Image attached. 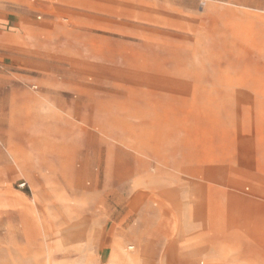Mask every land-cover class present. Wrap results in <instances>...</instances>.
<instances>
[{
	"label": "rangeland",
	"instance_id": "rangeland-1",
	"mask_svg": "<svg viewBox=\"0 0 264 264\" xmlns=\"http://www.w3.org/2000/svg\"><path fill=\"white\" fill-rule=\"evenodd\" d=\"M89 1L35 16L50 85L0 82L55 110L0 264H264V0Z\"/></svg>",
	"mask_w": 264,
	"mask_h": 264
},
{
	"label": "crops",
	"instance_id": "crops-1",
	"mask_svg": "<svg viewBox=\"0 0 264 264\" xmlns=\"http://www.w3.org/2000/svg\"><path fill=\"white\" fill-rule=\"evenodd\" d=\"M89 2L91 1L0 0V28L4 27V31L0 33V82L9 87L16 81L27 82L32 79L27 72L34 71L42 72L41 77L35 78L36 82L50 85V78L44 75L50 70L46 65L55 63L54 61H68V55L54 50L55 41L51 37L49 40L47 35L49 29L54 28L52 23L57 22L56 18L39 24L35 16L39 12L47 15H59L63 11L77 13L78 7L86 8ZM91 4L92 7L95 6V3ZM64 28L55 27L60 33L67 31ZM59 42L61 48L66 47L67 42L64 43L62 38ZM0 103V199L8 202V205L0 209V216L3 217L0 227L8 233L13 226L14 230L22 233L19 212L14 205H9L14 204L16 195L7 187L18 177L19 173L16 171H50L48 165L52 141L44 134V130L51 128L48 121L55 110L48 99L34 98L17 86L10 88L7 94L0 97ZM25 125L34 129L40 125L43 131L28 135L19 134V129ZM31 179L39 193L37 182L33 176ZM7 212L13 213L12 218L6 216Z\"/></svg>",
	"mask_w": 264,
	"mask_h": 264
},
{
	"label": "built area",
	"instance_id": "built-area-1",
	"mask_svg": "<svg viewBox=\"0 0 264 264\" xmlns=\"http://www.w3.org/2000/svg\"><path fill=\"white\" fill-rule=\"evenodd\" d=\"M33 89H36V87H33ZM0 146H1V144H0ZM25 187H26V183L24 181L18 184L19 189H24Z\"/></svg>",
	"mask_w": 264,
	"mask_h": 264
}]
</instances>
